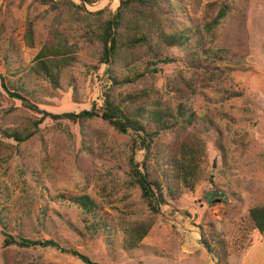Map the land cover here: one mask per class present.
<instances>
[{"label":"rangeland","instance_id":"374dc122","mask_svg":"<svg viewBox=\"0 0 264 264\" xmlns=\"http://www.w3.org/2000/svg\"><path fill=\"white\" fill-rule=\"evenodd\" d=\"M120 1L90 5L88 18L76 21L36 0H0V57L9 49L13 54L10 70L1 61L0 74L14 77L11 70L17 68L26 73L39 107L34 110L9 97L0 79V139L6 143L0 149V184L16 199L7 201L9 231L54 238L101 264H264V233L251 230L247 221L249 209L264 204V0H176L174 11L160 19L167 20L168 32H175L210 19L211 2L231 6L212 42L222 52L214 63L220 85L200 88L192 96L189 104L196 119L190 126L161 136L174 142L183 132H193L202 141L201 178L193 191L170 200L158 214L149 210L139 188L126 185L130 135L101 116L77 118L92 107L103 112L112 65L101 61L103 45L94 31L98 12L104 10L108 17ZM28 19L35 26L34 47L24 42ZM55 28L78 44V62L64 71L57 89L28 73L41 45L55 41ZM154 30L152 46L123 52L114 70L144 71L151 60L165 56L174 61L157 63V72L147 71L134 85L115 88L114 93L152 88L151 99L176 107L184 100L170 85L179 76L191 77L193 69L183 60L185 51L164 45L161 29ZM221 89L242 95L223 100ZM45 112L63 117L54 119ZM15 130L34 134L18 142L6 136ZM137 159H143V151ZM23 188L33 200L25 207L20 206L25 203ZM58 194L92 196L109 217L110 234L88 233L82 210L55 200ZM27 208L30 215L24 212ZM137 220L152 221V228L139 247L125 249V227ZM4 241L0 225V264H86L55 248H23Z\"/></svg>","mask_w":264,"mask_h":264},{"label":"trees","instance_id":"16d2710c","mask_svg":"<svg viewBox=\"0 0 264 264\" xmlns=\"http://www.w3.org/2000/svg\"><path fill=\"white\" fill-rule=\"evenodd\" d=\"M36 1L66 14L69 19L82 21L87 17V13H90L87 7L102 0ZM175 1L121 0L116 12L108 17L104 16V10L98 12L100 16L97 19L94 36L103 45L101 61L108 63L110 67L112 65L108 73L111 86L104 90L105 102L101 114L94 107L84 109L77 114L79 121L101 116L117 131L130 135L126 157L129 167L126 185L129 188L140 189L142 198L153 214H158L163 206L169 205L170 200L180 198L186 190L193 191L201 178L202 141L193 132H183L174 142H164L161 136L177 127L190 126L196 119L189 104L192 96L200 88L220 85V74L216 71L220 69L214 63L217 58L222 59V52L215 50L212 42L218 37V27L231 8L227 3L211 2L208 6L210 19H205L204 23L195 28L168 32L167 20L161 23L160 19L174 11ZM154 29H161L160 38L164 45L178 46L185 51L183 60L193 69L191 77L185 79L179 76L170 85L174 94L184 100L176 107L161 99H151V93L154 92L152 88H140L118 95L114 93L115 88L134 85L147 71L150 74L157 72V63L174 61L175 58L165 56L151 60L144 71L135 70L122 74L114 70L113 65L123 56V52L152 46ZM54 32L55 41L41 45L28 73L49 82L57 89L61 85L64 71L78 62V44L70 42L58 28H55ZM24 42L30 47H34L36 43L35 26L31 19L26 21ZM2 52L0 64L3 61L10 70L13 55L11 49ZM21 71L19 68L11 70L14 77L1 73V84L9 97L20 99L26 107L39 110L34 100V90L29 89L26 73ZM220 92L223 100L242 95L240 91L229 89H221ZM45 115H50L54 119L63 117L62 114L52 112H45ZM77 118L73 117L72 120L75 121ZM33 134L34 130H15L6 133V136L21 142L29 139ZM5 144V141L0 139V149ZM139 151H143L142 160L137 159ZM22 195L26 197L21 207L33 204L31 193L25 188L22 189ZM9 200L16 201L13 194L0 184V225L5 235V245H17L23 248L50 247L74 255L86 264H101L78 249L54 238H30L22 232L11 233L9 227L12 221L7 213ZM55 200L69 201L81 209L85 215L88 233L92 236L103 232L110 234L109 217L103 214V206L89 194L75 196L58 194ZM24 212L30 215L31 208L25 209ZM247 221L251 230L263 234L264 204L252 206ZM152 225V221L149 220L129 222L125 227L126 238L123 247L128 250L139 247L149 234ZM208 244L207 247L210 249Z\"/></svg>","mask_w":264,"mask_h":264}]
</instances>
